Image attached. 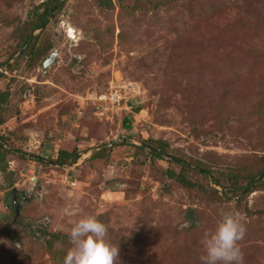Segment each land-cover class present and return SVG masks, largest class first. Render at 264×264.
Returning a JSON list of instances; mask_svg holds the SVG:
<instances>
[{
	"label": "rangeland",
	"instance_id": "1",
	"mask_svg": "<svg viewBox=\"0 0 264 264\" xmlns=\"http://www.w3.org/2000/svg\"><path fill=\"white\" fill-rule=\"evenodd\" d=\"M44 1L0 0V264H63L67 234L88 214L108 226L116 264H202L203 234L236 210L243 264H264L263 189L240 199L215 185L212 201L169 176L180 170L171 157L262 169L264 0H62L20 55ZM148 139L169 156L137 148ZM61 150L81 157L54 165Z\"/></svg>",
	"mask_w": 264,
	"mask_h": 264
},
{
	"label": "trees",
	"instance_id": "2",
	"mask_svg": "<svg viewBox=\"0 0 264 264\" xmlns=\"http://www.w3.org/2000/svg\"><path fill=\"white\" fill-rule=\"evenodd\" d=\"M98 5L102 8L112 9L113 2L112 0H96ZM158 3H155L154 8L158 7ZM64 6V1L62 0H46L42 2L40 5L35 7V12L38 14V21L34 23L31 31L28 36L25 37L24 41L20 44V55L32 54V51L29 49V40L31 39L32 33L37 29H43L50 22L51 17H55L62 10ZM42 11L41 13H38ZM51 50V44L47 46H43L39 48L37 54H42L43 52H48ZM8 64V62L6 63ZM9 65V64H8ZM10 66V65H9ZM4 75L0 73V78ZM8 101V94L2 92L0 90V109L4 103ZM134 109V106H132ZM2 119H0V123H2ZM131 144V143H130ZM139 149L144 150L146 148L148 153L157 159H163L168 155L169 145L162 141H154L147 140L143 141V144ZM111 149V147H109ZM7 151L3 149V146L0 145V172H7V164L5 163L7 158ZM81 155L77 150L69 151V150H61L57 159L53 160L52 163L54 165L65 166V165H73L78 162ZM171 157V156H170ZM172 161L180 166V170L177 171H169V176L179 182L184 188L188 191L194 192L198 191L204 196V199H210L211 196H215L217 190L216 186L222 187L224 190H228L231 192V196H239L240 199H246L249 195L258 191L260 189L264 190V165L261 170H258L257 173H248L246 174L243 170L235 171L234 169H215V167L211 165H207L201 161H197L194 163H189L179 157H171ZM202 176L206 178L212 183V186L209 189L208 186L201 183L198 178ZM195 177V178H194ZM212 190V191H210ZM224 196H229L227 193H224ZM215 201V199H210ZM190 215V218L195 216L194 209H189L187 212ZM187 215V216H188ZM189 221V220H188ZM192 226L196 225L193 219ZM43 234L48 236V232L45 230ZM60 235H50L53 240H47V244L52 248L54 244V239L58 238Z\"/></svg>",
	"mask_w": 264,
	"mask_h": 264
},
{
	"label": "clouds",
	"instance_id": "3",
	"mask_svg": "<svg viewBox=\"0 0 264 264\" xmlns=\"http://www.w3.org/2000/svg\"><path fill=\"white\" fill-rule=\"evenodd\" d=\"M246 231L240 211H222L215 228L203 234L202 264H243L239 242ZM67 235L71 247L63 264H116L119 259L120 248L108 239V226L94 214L80 216Z\"/></svg>",
	"mask_w": 264,
	"mask_h": 264
},
{
	"label": "water",
	"instance_id": "4",
	"mask_svg": "<svg viewBox=\"0 0 264 264\" xmlns=\"http://www.w3.org/2000/svg\"><path fill=\"white\" fill-rule=\"evenodd\" d=\"M71 33H73V35H71ZM75 33H76V30L74 28L72 27L69 28V34L71 35L72 38L75 37ZM57 55H58L57 51L52 52L50 57L45 61L44 67L47 68L50 65L55 64L57 62Z\"/></svg>",
	"mask_w": 264,
	"mask_h": 264
},
{
	"label": "flooded vegetation",
	"instance_id": "5",
	"mask_svg": "<svg viewBox=\"0 0 264 264\" xmlns=\"http://www.w3.org/2000/svg\"><path fill=\"white\" fill-rule=\"evenodd\" d=\"M12 194H14L15 195V191L14 192H12ZM21 199H25V196H24V194L22 193V197H21Z\"/></svg>",
	"mask_w": 264,
	"mask_h": 264
},
{
	"label": "built area",
	"instance_id": "6",
	"mask_svg": "<svg viewBox=\"0 0 264 264\" xmlns=\"http://www.w3.org/2000/svg\"><path fill=\"white\" fill-rule=\"evenodd\" d=\"M132 93H133V91H132ZM130 94H131V93H128L126 97H129V96H130Z\"/></svg>",
	"mask_w": 264,
	"mask_h": 264
},
{
	"label": "bare ground",
	"instance_id": "7",
	"mask_svg": "<svg viewBox=\"0 0 264 264\" xmlns=\"http://www.w3.org/2000/svg\"><path fill=\"white\" fill-rule=\"evenodd\" d=\"M71 35H73V33H71Z\"/></svg>",
	"mask_w": 264,
	"mask_h": 264
}]
</instances>
